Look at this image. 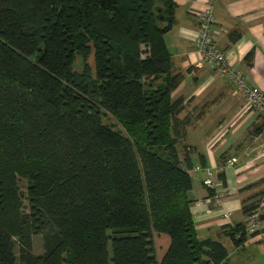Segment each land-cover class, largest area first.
Segmentation results:
<instances>
[{
	"label": "trees",
	"instance_id": "16d2710c",
	"mask_svg": "<svg viewBox=\"0 0 264 264\" xmlns=\"http://www.w3.org/2000/svg\"><path fill=\"white\" fill-rule=\"evenodd\" d=\"M172 22V0H0V264H225L176 152Z\"/></svg>",
	"mask_w": 264,
	"mask_h": 264
},
{
	"label": "crops",
	"instance_id": "0c3cea01",
	"mask_svg": "<svg viewBox=\"0 0 264 264\" xmlns=\"http://www.w3.org/2000/svg\"><path fill=\"white\" fill-rule=\"evenodd\" d=\"M172 2L173 22L164 41L172 71L183 76L170 94L183 98L177 118L186 123L176 152L179 160L200 168L188 171L197 238L219 241L226 250L225 264H264V246L256 235L230 236L246 222L251 205L264 216V116L247 108L230 81L200 61L194 45L199 14L209 8L214 44L247 85L264 90V0ZM230 159L233 163L226 166ZM207 178L214 181L213 188L204 185ZM217 191L222 195L216 199Z\"/></svg>",
	"mask_w": 264,
	"mask_h": 264
},
{
	"label": "built area",
	"instance_id": "2783aa9c",
	"mask_svg": "<svg viewBox=\"0 0 264 264\" xmlns=\"http://www.w3.org/2000/svg\"><path fill=\"white\" fill-rule=\"evenodd\" d=\"M199 19V27L196 35H194V45L200 61L207 63L219 76L227 78L234 87L233 94L243 96L247 108L253 109L264 116V90L256 86L247 85L243 74L230 66L227 54L214 44L211 28L213 18L210 9L208 8V10L200 13ZM262 148L264 150V144ZM232 163L233 159H230L226 164L231 165ZM193 168L200 170L198 166ZM204 185L208 188H213L214 181L207 178L204 180ZM220 195L222 193L217 191L215 194L216 199ZM260 215L261 213L258 209L249 213L243 230L246 235H256L264 246V220L260 218ZM223 217L227 218L228 214H224Z\"/></svg>",
	"mask_w": 264,
	"mask_h": 264
},
{
	"label": "rangeland",
	"instance_id": "374dc122",
	"mask_svg": "<svg viewBox=\"0 0 264 264\" xmlns=\"http://www.w3.org/2000/svg\"><path fill=\"white\" fill-rule=\"evenodd\" d=\"M87 63L89 66L92 65V58L89 57L87 60ZM82 65H81V60L79 61V63L77 64V69H81ZM92 67V66H91ZM102 122L108 126H111L113 128V130H118L120 131L122 134H124L122 132V129L120 128V126L118 125V123L109 115V114H105L102 118ZM19 187L21 191H24L25 189V182L21 181L19 183ZM32 243H33V252L35 254H39L42 252V245H41V238L40 236H34L32 239ZM168 245V238L166 235L164 234H160V235H153L152 238V248L153 251L155 253V258L159 261L160 258L162 257L164 251L166 250V247ZM16 252V249H15Z\"/></svg>",
	"mask_w": 264,
	"mask_h": 264
},
{
	"label": "bare ground",
	"instance_id": "6f19581e",
	"mask_svg": "<svg viewBox=\"0 0 264 264\" xmlns=\"http://www.w3.org/2000/svg\"><path fill=\"white\" fill-rule=\"evenodd\" d=\"M227 161H228V160H227ZM227 161H226V163H227ZM226 163H225V165H226V166H229V165H227Z\"/></svg>",
	"mask_w": 264,
	"mask_h": 264
}]
</instances>
